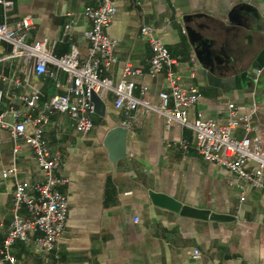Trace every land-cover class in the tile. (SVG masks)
Listing matches in <instances>:
<instances>
[{
	"label": "crops",
	"instance_id": "1",
	"mask_svg": "<svg viewBox=\"0 0 264 264\" xmlns=\"http://www.w3.org/2000/svg\"><path fill=\"white\" fill-rule=\"evenodd\" d=\"M90 5L89 0H15L8 23L30 17L27 43L47 38L56 57L74 45L84 62L90 27L84 11ZM116 6L118 14L106 32L116 41L117 63L103 69L104 77L119 78L128 63L142 66L136 95L146 89L145 99L158 106L160 93L167 90L165 76L150 74L152 51L141 29H159L171 59L180 63L183 80L202 94L190 120L201 115L223 123L229 104L240 115L257 105L249 136L260 138L264 150V0H116ZM0 21H5L1 8ZM68 24L72 30L64 38ZM11 52L10 44L0 42V76L7 78L0 80V112L14 106L32 120L47 115L43 137L51 151L60 153L58 176L68 183L59 190L69 201L59 259L39 254L34 246L39 234H31L30 241L12 248L18 264H264V188H248L242 202L235 177L197 154L191 129L167 126L162 115L144 108L136 111L128 130L127 156L114 168L105 139L126 121L114 95L101 98L104 115L95 113L94 129L78 134L68 115L46 109L53 96L65 92L67 75L52 65L48 74L39 75L22 59L5 58ZM36 93L41 97L37 107L28 108L21 97ZM33 129L28 126L29 132ZM245 135L242 126L235 131L238 138ZM12 168L18 169L20 181L45 180L30 147L21 141L16 152L10 134L0 130V250L13 219L16 180L3 177ZM152 192L233 220L182 216L154 205Z\"/></svg>",
	"mask_w": 264,
	"mask_h": 264
},
{
	"label": "built area",
	"instance_id": "2",
	"mask_svg": "<svg viewBox=\"0 0 264 264\" xmlns=\"http://www.w3.org/2000/svg\"><path fill=\"white\" fill-rule=\"evenodd\" d=\"M89 1L93 5L84 11L90 23L85 33L88 59L81 62L80 52L74 45L67 55L56 57L48 49L50 41L47 38L32 44L27 43L33 20L26 17L15 25H10L8 19L14 9L15 0H0V8L5 16V21H0V42L12 46V52L5 58L22 59L26 65L35 66L39 75L48 74L49 65L67 75L65 92L53 96L46 109L68 115L75 131L87 135L94 129L96 113L91 100L92 93L102 99L107 93H112L115 97V107L122 110L126 116V121L121 127L127 130L133 128L135 113L139 108L157 112L165 119L167 126L176 123L194 132V149L197 154L204 161L223 167L235 177L242 202L246 199L248 188H264L262 140L249 136L253 130L257 105H252L248 114L240 115L237 106L229 104L227 118L223 123L201 115L191 121L190 111L198 104L202 94L195 85L183 80L180 63L171 59L167 47L158 36L159 29L147 25L142 27L141 35L152 51L149 72L153 76L163 74L167 88L159 95L160 104L154 106L145 99L146 89L140 90L139 96L136 95V80L144 75L142 66L128 63L123 67L119 78L104 77L103 69L117 63L116 41L107 34L106 29L115 21L118 8L116 0ZM71 30L72 25H66L63 37H68ZM50 75L53 76L54 73ZM0 80L7 78L0 76ZM40 99L38 93L21 97L31 109L37 107ZM3 100L4 93L0 91V105ZM48 122L46 114L32 120L14 106L0 112V130L10 134L16 152L21 141L30 147L36 164L45 177L43 183L29 184L18 179L17 168L3 173L4 178H14L16 186L12 207L13 219L0 250V264H18L12 254V248L18 241H30L31 234H39L34 240L39 254H53L55 259H59L57 252L69 215V201L59 188L65 186L68 180L58 176L61 169L60 153L51 151L44 140V129ZM30 125L34 127L32 132L28 131ZM240 126L246 133L243 138L235 136V131ZM183 147L187 148V143H184ZM251 163L254 164L252 168L248 167ZM196 256L200 257V253L196 252Z\"/></svg>",
	"mask_w": 264,
	"mask_h": 264
},
{
	"label": "water",
	"instance_id": "3",
	"mask_svg": "<svg viewBox=\"0 0 264 264\" xmlns=\"http://www.w3.org/2000/svg\"><path fill=\"white\" fill-rule=\"evenodd\" d=\"M91 100L95 106L96 113L104 115L105 104L103 103L101 98L96 93H92ZM127 138L128 130L123 127H115L107 133L105 139V147L108 150L110 162L114 168H116L119 160L127 156ZM150 198L154 205L180 213L182 216L219 222H227L233 220V217L227 215H218L209 211L199 210L183 205L182 203L168 195L152 192L150 193Z\"/></svg>",
	"mask_w": 264,
	"mask_h": 264
}]
</instances>
